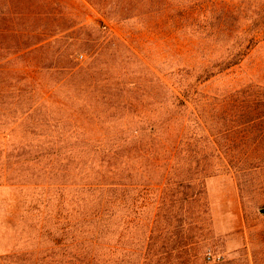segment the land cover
<instances>
[{"label":"rangeland","instance_id":"rangeland-1","mask_svg":"<svg viewBox=\"0 0 264 264\" xmlns=\"http://www.w3.org/2000/svg\"><path fill=\"white\" fill-rule=\"evenodd\" d=\"M240 1L112 0L110 22L48 0L71 27L45 37L52 50L13 57L8 34L6 101L41 106L39 129L55 137L59 121L57 146L80 152L66 178L0 158V264H264V0ZM8 12L0 0V27H25ZM103 179L112 194L84 191Z\"/></svg>","mask_w":264,"mask_h":264},{"label":"trees","instance_id":"trees-1","mask_svg":"<svg viewBox=\"0 0 264 264\" xmlns=\"http://www.w3.org/2000/svg\"><path fill=\"white\" fill-rule=\"evenodd\" d=\"M90 6L95 8L97 12L103 13L110 22L114 21L116 10L112 6V0H85ZM9 3V16H12L9 21H14L17 23L18 20H23L25 27L20 28L11 27V29L0 27V135H3V138L0 139V147L3 148L0 150V158L6 164H33L38 167L39 176H44V178H50L51 176L60 177L66 176L69 174L68 168L73 161L70 156L78 154L80 150H67L66 147H58L57 145H64L67 141L66 135L68 131H62L60 128L63 127V124L59 121H54L59 123L58 125H53L52 128L57 132L56 136H52L49 133H43L39 128L47 127L50 129V120L49 118L36 117L41 111L38 106L35 108L30 104H23L19 100L17 102L8 103L6 100L9 99L12 93L9 89L10 86L7 84V79L10 77H16L19 74L15 70L5 69L3 64L8 62H13L16 59H11L9 61L3 62L6 60V57L3 58V53L5 50L4 39L10 34L14 40L15 51L12 54L20 55L24 53L23 51H28L25 54L39 53L43 54L46 51L53 49L54 45L59 41H52V43H44L46 36L53 34L52 37H56L63 32L70 30L71 27L65 26L68 22L67 17L61 15L55 16L51 10H49L48 0H7ZM237 2H242L237 0ZM23 7V8H21ZM12 14V15H11ZM64 25V26H63ZM67 37V36H66ZM255 40V39H252ZM247 41H250L247 40ZM19 42V43H17ZM23 42V43H22ZM85 44H78L76 42L70 43L69 49L72 51L71 55H64L62 61L67 64L69 68H73L74 60L71 58L76 54L79 47L81 48ZM18 57V56H17ZM237 63H232L236 65ZM74 65H76L74 63ZM84 71L83 68L77 69L78 71ZM42 74V73H41ZM75 73L72 75L74 76ZM76 75V74H75ZM183 95L179 97L176 95V101L183 104L184 100L188 97L189 89H181ZM30 105V106H29ZM24 106V107H22ZM26 106V107H25ZM58 107L63 108L64 103L58 104ZM80 112V111H78ZM77 118V117H76ZM25 128V131L29 133L30 139L26 140L24 143H14L13 137L17 133L18 129ZM156 131L154 130L150 135L152 143H155V137L157 136ZM68 136V135H67ZM70 139H75V141L83 143L82 138H76L73 133L69 135ZM36 141V144L34 143ZM154 145V144H153ZM84 147V146H82ZM140 156L148 157L149 150H139ZM82 153H85L82 151ZM102 161L106 164L108 169L116 167L117 161L119 160L118 151H103ZM153 159V157L151 156ZM158 160V158H156ZM84 191H87L89 195H96L102 200L101 195H110L114 192L113 183L105 181L104 179L98 183L87 184ZM106 197V196H105ZM105 204H110L106 199ZM94 213L95 215H106L109 217L108 210L105 207L103 213H98L99 208ZM100 217V216H99Z\"/></svg>","mask_w":264,"mask_h":264}]
</instances>
